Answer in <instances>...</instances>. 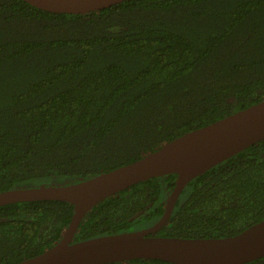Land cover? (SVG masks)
<instances>
[{
	"label": "trees",
	"instance_id": "obj_1",
	"mask_svg": "<svg viewBox=\"0 0 264 264\" xmlns=\"http://www.w3.org/2000/svg\"><path fill=\"white\" fill-rule=\"evenodd\" d=\"M262 100L264 0H124L85 14L0 0V192L90 178ZM176 178L107 197L73 241L155 223ZM73 207L1 205L0 264L53 246ZM263 219L261 140L192 179L154 235L231 236ZM245 264H264V256Z\"/></svg>",
	"mask_w": 264,
	"mask_h": 264
},
{
	"label": "water",
	"instance_id": "obj_2",
	"mask_svg": "<svg viewBox=\"0 0 264 264\" xmlns=\"http://www.w3.org/2000/svg\"><path fill=\"white\" fill-rule=\"evenodd\" d=\"M53 13L85 14L124 0H23ZM264 140V100L164 143L143 157L87 179L60 186H35L0 192V206L55 200L73 204L62 237L50 248L14 264H105L159 259L175 264H245L264 256V219L222 237H168L165 226L187 184L218 163ZM176 174L164 212L155 223L133 231L73 241L85 214L96 204L153 177Z\"/></svg>",
	"mask_w": 264,
	"mask_h": 264
},
{
	"label": "rangeland",
	"instance_id": "obj_3",
	"mask_svg": "<svg viewBox=\"0 0 264 264\" xmlns=\"http://www.w3.org/2000/svg\"><path fill=\"white\" fill-rule=\"evenodd\" d=\"M66 177H52L50 179H44V180H40L37 184H41V185H46L47 186H60V185H67L70 184L69 179H65ZM73 183V182H71ZM144 228V227H143Z\"/></svg>",
	"mask_w": 264,
	"mask_h": 264
}]
</instances>
